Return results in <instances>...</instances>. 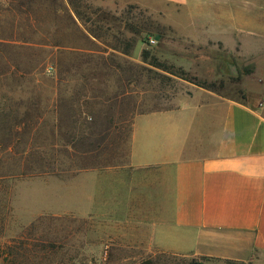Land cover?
<instances>
[{"label":"rangeland","instance_id":"rangeland-1","mask_svg":"<svg viewBox=\"0 0 264 264\" xmlns=\"http://www.w3.org/2000/svg\"><path fill=\"white\" fill-rule=\"evenodd\" d=\"M229 4L256 22L232 49L188 40L162 12L135 4L0 0V264H204L119 249L116 195L134 175L138 113L170 108L198 87L238 98L260 87L264 0Z\"/></svg>","mask_w":264,"mask_h":264},{"label":"crops","instance_id":"crops-1","mask_svg":"<svg viewBox=\"0 0 264 264\" xmlns=\"http://www.w3.org/2000/svg\"><path fill=\"white\" fill-rule=\"evenodd\" d=\"M108 1L162 12L166 25L203 45L243 46L237 32L256 25L250 10L241 14L230 0ZM259 73L260 87L246 86L240 98L198 87L170 108L134 117V175L118 181L116 195L119 249L264 264V69Z\"/></svg>","mask_w":264,"mask_h":264},{"label":"trees","instance_id":"trees-1","mask_svg":"<svg viewBox=\"0 0 264 264\" xmlns=\"http://www.w3.org/2000/svg\"><path fill=\"white\" fill-rule=\"evenodd\" d=\"M70 3H71V1H69ZM74 2H72V4H73ZM75 4V3H74ZM59 9L60 10H64V8H63V6L62 5H60V7H59ZM172 67H174V66H172ZM179 70H180V72L182 73V74H185L186 72L184 71V69L183 68H179ZM195 81H196V83L198 84V85H200V86H203V87H205L206 85H209V86H211V85H214V83H208V81H201V80H198V78L197 77H192ZM1 221H2V219H1V217H0V223H1ZM20 240H22V239H19L18 240V242H20V243H24V242H22V241H20ZM14 242H17V241H14ZM4 247H8V245H6V244H4V245H2V247H0V249H2V248H4ZM5 249V248H4ZM4 253L5 252H0V258H5L6 259V255H4Z\"/></svg>","mask_w":264,"mask_h":264},{"label":"built area","instance_id":"built-area-1","mask_svg":"<svg viewBox=\"0 0 264 264\" xmlns=\"http://www.w3.org/2000/svg\"><path fill=\"white\" fill-rule=\"evenodd\" d=\"M151 41H152V42H155V40H154V39H152Z\"/></svg>","mask_w":264,"mask_h":264}]
</instances>
